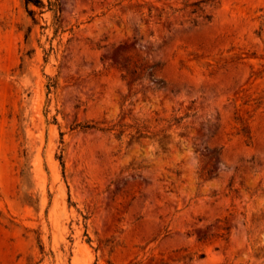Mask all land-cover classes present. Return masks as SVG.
Here are the masks:
<instances>
[{
    "label": "rangeland",
    "instance_id": "374dc122",
    "mask_svg": "<svg viewBox=\"0 0 264 264\" xmlns=\"http://www.w3.org/2000/svg\"><path fill=\"white\" fill-rule=\"evenodd\" d=\"M57 3L0 0V264H264V0Z\"/></svg>",
    "mask_w": 264,
    "mask_h": 264
},
{
    "label": "trees",
    "instance_id": "16d2710c",
    "mask_svg": "<svg viewBox=\"0 0 264 264\" xmlns=\"http://www.w3.org/2000/svg\"><path fill=\"white\" fill-rule=\"evenodd\" d=\"M27 13L32 17L33 20H35V9L32 8L30 5L34 4L40 8L44 7L45 5L48 7V9H50L53 13V19H54V24L56 25V27L58 28L57 25V20L59 18V13H60V9L57 3V0H47V2L45 3L43 0H23ZM125 77V75L123 74V78ZM51 83L48 84V88L50 87ZM79 125L81 128L83 129H87V128H95L101 131H109L110 129H112V127H100L97 126L95 124L89 123V122H85L82 124H77Z\"/></svg>",
    "mask_w": 264,
    "mask_h": 264
}]
</instances>
